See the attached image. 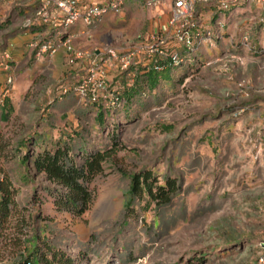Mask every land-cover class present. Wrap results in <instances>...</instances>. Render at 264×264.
I'll use <instances>...</instances> for the list:
<instances>
[{
	"label": "rangeland",
	"instance_id": "rangeland-1",
	"mask_svg": "<svg viewBox=\"0 0 264 264\" xmlns=\"http://www.w3.org/2000/svg\"><path fill=\"white\" fill-rule=\"evenodd\" d=\"M248 13L215 28L229 43L240 38L247 57L239 49H227L191 69L193 65L181 64L191 60L184 54L180 64L167 57L160 69L131 65V73L107 81L108 89L121 91V103L115 106L108 99L82 100L71 91L77 82L71 78L49 86L45 70L35 63L46 52L37 56L30 48L35 58H16L9 49L8 58L3 56L15 26L0 12V65L7 60L12 75L0 101V166L12 180L27 222L21 226L14 215L0 229V264H21L31 247L26 239L35 235L36 244L47 240L77 264H254L264 240V164L259 159L247 163L246 147H234L224 132L251 108L253 95L264 93V60L254 56L264 48L257 49L247 34L250 22L257 24V11ZM27 15L18 18L21 28ZM207 24L216 27L210 17ZM255 26L259 31L260 25ZM146 27V20L137 22V32L116 49L143 38ZM249 57L261 63L255 83L234 73ZM33 136L47 146L58 138L70 139L74 150L117 142L103 172L89 183L94 199L82 215L56 211L42 188V175L21 162L28 150L40 148L30 143ZM143 169H151L159 182L171 177L181 184L170 203L157 206L136 198L125 208L129 174ZM108 198L118 199L119 206L92 222L95 203Z\"/></svg>",
	"mask_w": 264,
	"mask_h": 264
},
{
	"label": "built area",
	"instance_id": "built-area-1",
	"mask_svg": "<svg viewBox=\"0 0 264 264\" xmlns=\"http://www.w3.org/2000/svg\"><path fill=\"white\" fill-rule=\"evenodd\" d=\"M142 1L146 6L165 4V0ZM169 3L167 27L135 40L125 50H118L111 45H104L97 51L82 49L73 44V33L68 31V27L76 21L93 25L108 12L121 13L124 0H37L34 10L23 19L22 28L24 33L33 32L34 29L39 31L40 27L49 28L50 37L32 38L28 44L30 48L38 56L44 52L53 54L61 46L65 50L68 64L85 62V71L70 88L71 91L84 101L97 102L108 99V102L115 106L121 103V91L119 88H107V70L110 63L116 75L131 73V65L160 69L167 57L180 64L184 51L191 53L203 45L215 44L216 37L219 38L221 32L216 34L209 29H202L198 3L214 6V11L221 15L230 10L254 6L257 10V22L264 29V0H170ZM218 26L220 29L223 22ZM171 45L180 46L182 50L171 51ZM9 54L8 49L3 50V56L8 58ZM0 66L6 72L0 89L1 101L12 83V75L7 60ZM254 264H264V240L259 242Z\"/></svg>",
	"mask_w": 264,
	"mask_h": 264
},
{
	"label": "crops",
	"instance_id": "crops-1",
	"mask_svg": "<svg viewBox=\"0 0 264 264\" xmlns=\"http://www.w3.org/2000/svg\"><path fill=\"white\" fill-rule=\"evenodd\" d=\"M169 2L170 0H165V4L162 3L159 6H145L142 0H124V7L121 13L115 14L108 12L101 20L97 21L93 25H86L80 21H76L68 27V31L73 33V44L76 47L82 49L97 51V43H108L107 45L112 44L115 48L122 47V43L125 42L126 38L133 36L137 32V22L142 23L146 20L147 27L144 37L152 32L160 31L167 27ZM8 3V1L0 0V12L9 18L12 24L15 26V28H13L7 35L6 43L9 45V48H7L8 50H11L10 52H12L16 58H19V56H24V58H29L30 56L34 57L30 47L28 46V41L35 37H50L49 28L40 27L41 30L39 31L34 29L35 31L33 32L31 31L28 33H23L20 23L25 15L34 10L37 5V0H23L19 5H10ZM197 7L199 12V23L202 29H209L216 34L220 32L218 29H215L219 27V23H224L229 20V18L230 20H234L237 16L245 17L249 14L248 12L252 8L256 10L254 6H250L230 10L226 12V14L224 13L221 15L214 11V6L212 5L198 3ZM203 10L208 14H203ZM19 17L21 18V21L18 19ZM209 17L214 20V25H216V27H212L207 24ZM255 25H259L258 22L257 24L254 23V20L253 22H250V27L249 30H247V34L248 36L250 35L251 39L253 38L257 49L259 46L264 48V29L259 26L260 30L258 31L256 30ZM258 32L259 35H257ZM234 40L235 39L231 41L233 43L227 42L229 41V38L224 37V35L221 33L219 38L216 37V42L213 46L203 45V47H200L191 53L182 51V54L188 55V59L191 58V60H188V62L182 61L183 63L181 64L193 65L194 67H188L190 69L195 68L197 65H199V61H202L206 58L209 59L213 56H216L217 54L220 55L227 49L234 51L235 49H239L238 53L244 54L247 57L250 53L247 52V50H242V47L244 46L240 38L236 39L235 41ZM228 43L230 44L229 48H227ZM170 50H182V47L171 45ZM23 53H25V55H21ZM260 53L263 54H255L254 56L260 58L261 55V58L264 60V52ZM245 59L246 64L240 67L236 66L234 73L239 72L240 75H238V77H244L254 83L258 82L260 78L259 68L261 67V63H259V61L256 63L255 60H251L252 57ZM35 60L36 65H38L39 68L45 70V74L49 78V86L58 84L57 81L59 80L68 81L69 78H71L70 80L73 81L78 80V77L82 75L86 67V63L80 61H77L72 65H68L66 61L65 50L61 46L55 53L49 54L46 52L40 58H35ZM111 66L112 64L110 63L107 70V77L109 80L113 78V82H116L118 79H120L119 77L124 74L117 76ZM2 73L3 70L0 69V76ZM48 73H50L49 76ZM4 79L5 76L3 73V79L0 81L2 82ZM2 86H0V89ZM249 102L251 104V108L246 110L242 117L237 119L238 121L235 124H229L228 126H225L224 132L230 133V141L234 147L238 148L241 145L246 147V153L248 154L246 157L247 163L250 165H255V160L259 159V163H261L259 165H263L264 93L253 95ZM257 145L258 153L254 155L253 152L257 149ZM253 147L254 150L251 151Z\"/></svg>",
	"mask_w": 264,
	"mask_h": 264
},
{
	"label": "trees",
	"instance_id": "trees-1",
	"mask_svg": "<svg viewBox=\"0 0 264 264\" xmlns=\"http://www.w3.org/2000/svg\"><path fill=\"white\" fill-rule=\"evenodd\" d=\"M29 140L32 145L39 143L40 148L28 150L21 162L42 175L46 182L42 184V188L49 196L53 208L75 216L82 215L94 199L89 183L103 172V163L115 154V139L109 147L84 148L79 145L77 150H74L70 139L58 138L50 146L41 145L42 140L38 136ZM0 171V229L5 228L14 215L18 223L24 226L27 222L21 211L22 207L17 206L16 189L8 172L1 166ZM129 177L125 208L136 198H147L148 202L152 201L157 206L166 205L181 189V184L175 178L165 177L163 182H159L151 169L131 172ZM36 239L37 235L26 239L31 242V247L21 264H77L72 257L47 240H43L42 245L36 244Z\"/></svg>",
	"mask_w": 264,
	"mask_h": 264
},
{
	"label": "bare ground",
	"instance_id": "bare-ground-1",
	"mask_svg": "<svg viewBox=\"0 0 264 264\" xmlns=\"http://www.w3.org/2000/svg\"><path fill=\"white\" fill-rule=\"evenodd\" d=\"M119 206V200L115 199L112 200L110 198L106 199L102 205L100 201L98 200L92 210L91 218L92 222L97 221L101 216L107 215L109 213H112L117 209Z\"/></svg>",
	"mask_w": 264,
	"mask_h": 264
}]
</instances>
